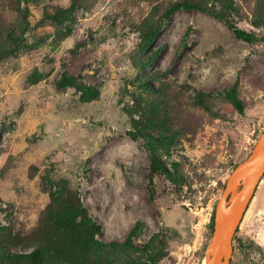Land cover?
Listing matches in <instances>:
<instances>
[{"label": "rangeland", "instance_id": "rangeland-1", "mask_svg": "<svg viewBox=\"0 0 264 264\" xmlns=\"http://www.w3.org/2000/svg\"><path fill=\"white\" fill-rule=\"evenodd\" d=\"M177 2L197 8L166 17ZM217 14L264 38V0H0L3 245L49 238L57 264H207L226 182L264 130V40ZM236 85L242 114L221 95ZM153 156L169 174L151 188ZM67 203L90 242L65 254ZM238 229L231 264H264V177Z\"/></svg>", "mask_w": 264, "mask_h": 264}, {"label": "trees", "instance_id": "trees-1", "mask_svg": "<svg viewBox=\"0 0 264 264\" xmlns=\"http://www.w3.org/2000/svg\"><path fill=\"white\" fill-rule=\"evenodd\" d=\"M193 8H197L192 4L186 2H177L172 4L170 9L166 13V17H170L172 14L182 10H190ZM73 8L69 7L67 9H61L56 13L54 18L58 21H62L66 16L70 17L72 14ZM221 21L228 25V27L234 31L235 35L248 43H256L264 40L263 37H258L255 34L248 33L238 27H236L231 21H229L225 16L216 15ZM163 26L160 27H150V29L145 33L144 36V50L147 52L150 49V54L147 57L148 64H152L160 57L162 50L158 49L156 51H152V47L154 46L155 40L157 38L158 33L161 31ZM6 56L5 53H0V59ZM72 83V79L68 77H63L59 82V86L67 87ZM225 98L238 110L239 113H244V104L240 98L238 87L233 86L229 89L225 90L224 93H221ZM211 95L205 94L204 92H199L197 96V102L200 106L206 108L207 99L211 98ZM169 174L168 168L156 157H152V166H151V175H150V184L151 188L154 187V178L158 175ZM82 212L79 207L76 205H72L67 203L63 205L62 212L59 215H56V221L59 228H62L63 233L65 235V241L63 245H65V254L67 252L75 251L74 247H86L89 245L88 231L86 230V226L83 227L82 224L79 223L78 218L82 217ZM79 216V217H78ZM215 219V213L213 216V222ZM214 225V223H213ZM96 226V230L98 233H101V227ZM4 228H0V236L4 231ZM239 230V229H238ZM237 230V231H238ZM60 248H53L50 245L49 238L40 243L39 246L32 252L29 253H13L7 245H3L0 242V260L3 262L12 260L16 262H27L30 264H57L56 262H61V259L55 257V254L62 255L60 253Z\"/></svg>", "mask_w": 264, "mask_h": 264}, {"label": "water", "instance_id": "water-1", "mask_svg": "<svg viewBox=\"0 0 264 264\" xmlns=\"http://www.w3.org/2000/svg\"><path fill=\"white\" fill-rule=\"evenodd\" d=\"M263 177L264 130L248 159L235 168L226 182L215 211L212 246L207 264H231L235 234ZM245 180L248 182L244 183ZM237 211H240L239 215Z\"/></svg>", "mask_w": 264, "mask_h": 264}, {"label": "bare ground", "instance_id": "bare-ground-1", "mask_svg": "<svg viewBox=\"0 0 264 264\" xmlns=\"http://www.w3.org/2000/svg\"><path fill=\"white\" fill-rule=\"evenodd\" d=\"M248 182V180H245V182L244 183H247ZM237 192H235V194H236ZM239 213H240V211H237V214L239 215Z\"/></svg>", "mask_w": 264, "mask_h": 264}]
</instances>
